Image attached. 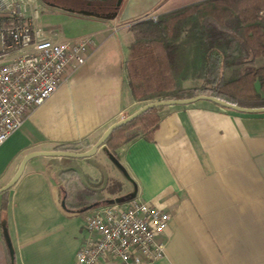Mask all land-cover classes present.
Listing matches in <instances>:
<instances>
[{
    "label": "crops",
    "instance_id": "crops-1",
    "mask_svg": "<svg viewBox=\"0 0 264 264\" xmlns=\"http://www.w3.org/2000/svg\"><path fill=\"white\" fill-rule=\"evenodd\" d=\"M161 1L125 0L116 18L89 23L100 41L92 37L96 45L85 65L68 72L56 93L0 145V190L28 154L69 145L76 153L88 151L112 124L142 107L124 70L134 40L129 27L160 15ZM160 115L152 141L137 138L119 148L118 164L105 145L83 158L78 167L85 184L64 157L31 159L6 195L0 193V264H8L5 200L13 264H74L86 217L134 191L135 199L171 217L166 256L155 264H264V113L198 101L161 107ZM100 151L109 163L96 164ZM115 182L118 189L93 198ZM82 189L90 191L84 206L66 210L63 202L80 201ZM101 264L121 263L105 258Z\"/></svg>",
    "mask_w": 264,
    "mask_h": 264
},
{
    "label": "trees",
    "instance_id": "trees-1",
    "mask_svg": "<svg viewBox=\"0 0 264 264\" xmlns=\"http://www.w3.org/2000/svg\"><path fill=\"white\" fill-rule=\"evenodd\" d=\"M129 29L134 40L124 70L135 101L210 96L243 108H264V0H201L160 14L157 21L138 20ZM160 110L151 109L112 132L106 151L117 159L116 151L135 139L152 141ZM60 149L79 150L73 145ZM89 192L82 189L80 201L72 204L65 200V209L84 206ZM5 211L6 200L1 217L12 264Z\"/></svg>",
    "mask_w": 264,
    "mask_h": 264
},
{
    "label": "built area",
    "instance_id": "built-area-1",
    "mask_svg": "<svg viewBox=\"0 0 264 264\" xmlns=\"http://www.w3.org/2000/svg\"><path fill=\"white\" fill-rule=\"evenodd\" d=\"M40 0H0V145L87 62L92 37L55 41L38 26ZM157 21L158 16L150 17ZM168 211L131 199L88 215L74 264H155L166 256Z\"/></svg>",
    "mask_w": 264,
    "mask_h": 264
},
{
    "label": "rangeland",
    "instance_id": "rangeland-1",
    "mask_svg": "<svg viewBox=\"0 0 264 264\" xmlns=\"http://www.w3.org/2000/svg\"><path fill=\"white\" fill-rule=\"evenodd\" d=\"M201 0H162L159 4L160 7L156 9L155 13L156 14H163L165 12H169L175 9H178L180 7L198 2ZM40 14H41V19L38 21V26L43 29L45 32V36L49 39L55 40L57 37H59L62 41H76L81 38L85 37H93L94 40L97 42L100 41L98 35L94 33L92 28L90 29L89 23H101L104 21H108V19L102 18V17H86L82 16L79 14L78 10H87L89 11L86 7L83 6V2L80 0H77V2L72 5L66 4L65 6H69V9L74 10L73 13L70 12H65L62 9H56L50 4H46L45 2L52 3L53 1L51 0H40ZM93 10V9H91ZM95 10V9H94ZM93 10V11H94ZM92 11V12H93ZM94 12H101L100 10L94 11ZM103 13V12H101ZM100 14V13H99ZM149 18V17H147ZM111 23H114L111 21ZM134 24V23H133ZM130 28V27H129ZM106 35H110L111 37L115 36V34L108 33ZM58 40V38H57ZM71 72V71H67ZM186 86H190V83H187ZM150 103L148 102H140V106H144L146 104ZM103 149H106L105 147ZM96 159V164L101 163V160L104 159L106 163H109L108 160H106L105 155L103 152H99L98 156L95 158ZM71 161V162H70ZM74 161V162H72ZM83 158H66L65 163L67 164H73L75 167L76 171L79 173V177L82 180L83 184H85L84 181V168H79L78 165H82L81 167L84 166ZM66 164V165H67ZM97 166V165H95ZM99 166V165H98ZM100 167V166H99ZM96 169L98 167H95ZM83 172V173H82ZM86 172V171H85ZM104 190H99V192H96L93 198H97L99 194H103L101 196H105L111 188L113 190H116L119 188L118 184L115 182L112 185L109 184H104ZM112 186V187H111ZM92 212V211H89Z\"/></svg>",
    "mask_w": 264,
    "mask_h": 264
},
{
    "label": "water",
    "instance_id": "water-1",
    "mask_svg": "<svg viewBox=\"0 0 264 264\" xmlns=\"http://www.w3.org/2000/svg\"><path fill=\"white\" fill-rule=\"evenodd\" d=\"M87 1H99V2H107V1H111V0H87ZM123 3V0H117V4L116 7H121ZM54 7V6H53ZM57 9H62L60 6H56ZM68 12L73 13L74 10L72 9H67ZM80 15L82 16H86V17H102L105 19H111V18H116L118 15V12L114 13L113 15H101L99 13H95L92 11H87V10H80L78 11ZM198 101H209L212 102L220 107H223L225 109H229V110H233L236 112H240V113H247V114H262L264 113V108H243V107H239L237 105L222 101L218 98L215 97H210V96H197L191 99H183V100H162V101H154V102H150L146 105H144L143 107H141L139 110H137L136 112H134L133 114L122 118L120 121L112 124L104 133L103 135L100 137V139L98 140V142L92 146L91 149H89L88 151L85 152H80V153H76V152H72V151H53V152H36V153H31L28 154L22 161L19 169L17 170L16 174L14 175V177L10 180V182L5 185L1 190L0 193L8 191L11 187H13L15 185V183L19 180V178L22 176L24 169H25V165L33 158L35 157H64V158H89L94 156L97 153V150L102 147L104 145V143L107 141V139L109 138V136L112 134V132H114L115 130H117L118 128L128 124L129 122L135 120L137 117H139L140 115L144 114L145 112L154 109V108H160V107H166V106H186V105H191L194 104ZM109 157H111V159L118 164L117 159L113 158V156H111L108 153ZM136 191H134L133 195H131L130 197H128L127 199H122V200H115L110 202L109 204H115V203H122L124 201L127 200H131V199H135V195ZM65 205V203L63 202V206ZM12 259H13V253H12ZM13 264V263H12Z\"/></svg>",
    "mask_w": 264,
    "mask_h": 264
},
{
    "label": "flooded vegetation",
    "instance_id": "flooded-vegetation-1",
    "mask_svg": "<svg viewBox=\"0 0 264 264\" xmlns=\"http://www.w3.org/2000/svg\"><path fill=\"white\" fill-rule=\"evenodd\" d=\"M53 1L52 3L45 2L46 4H50L56 8V6H60L63 11L68 12L67 9H69V6L73 5L77 2V0H51ZM83 2V6L86 7L89 11H98L100 10L101 12H95V13H100L101 15H113L116 12H119L121 7H116L117 0H111L107 2H99V1H87V0H80ZM125 0H123L124 3ZM122 3V5H123ZM68 4L69 6H65ZM57 9V8H56ZM93 9V10H91ZM82 9H79L80 11ZM93 11V12H94Z\"/></svg>",
    "mask_w": 264,
    "mask_h": 264
}]
</instances>
